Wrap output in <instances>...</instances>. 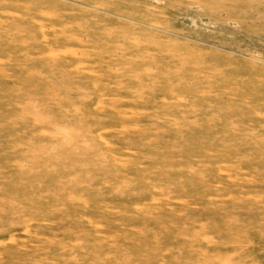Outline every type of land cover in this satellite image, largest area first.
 <instances>
[{"label":"rangeland","instance_id":"374dc122","mask_svg":"<svg viewBox=\"0 0 264 264\" xmlns=\"http://www.w3.org/2000/svg\"><path fill=\"white\" fill-rule=\"evenodd\" d=\"M0 264H264V0H0Z\"/></svg>","mask_w":264,"mask_h":264}]
</instances>
